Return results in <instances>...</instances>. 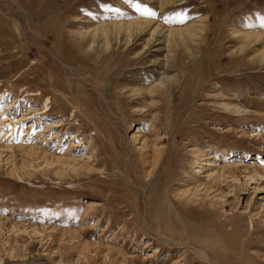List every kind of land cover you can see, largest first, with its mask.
<instances>
[{"label": "rangeland", "instance_id": "374dc122", "mask_svg": "<svg viewBox=\"0 0 264 264\" xmlns=\"http://www.w3.org/2000/svg\"><path fill=\"white\" fill-rule=\"evenodd\" d=\"M134 22L192 41L168 69L148 35L90 39ZM240 34L264 0H0V264H264L263 43Z\"/></svg>", "mask_w": 264, "mask_h": 264}, {"label": "bare ground", "instance_id": "6f19581e", "mask_svg": "<svg viewBox=\"0 0 264 264\" xmlns=\"http://www.w3.org/2000/svg\"><path fill=\"white\" fill-rule=\"evenodd\" d=\"M152 26H153L152 22L120 23V24H113V25H106V26L97 27L93 30L94 33L92 32L89 35L93 36L90 38L92 40L93 44H98L102 40L108 41L109 43L111 41H118L119 40L121 42H124L126 47L133 46L134 43L136 44V43L142 41L144 36L148 35L149 37L144 42L145 50L147 49L149 51L163 52V53L165 50H168V54L166 56V61L164 60V65H165V68L171 69L174 65L173 60L175 58V56H174V52H175L174 51V48H175L174 44L175 43L174 42H176L177 39L181 42V44H183L184 41L186 43L187 42L186 39L192 41L193 35L191 34V32L189 30H170V31L164 32L161 28H157L156 30L151 32ZM239 38L242 40V42L244 44L242 46L241 50L247 49V50L251 51V50H254L256 46L260 45V43H263V49L261 52L262 56H255V58L256 59L259 58V59H261V61H264V34H259V35L240 34ZM90 39H88V40H90ZM108 45L109 44H107V46ZM160 63H161V61H160ZM72 68H68V69L73 70ZM175 79L176 78L163 79L161 81V83L156 85L154 88L150 89L148 92H144L141 90H132L131 94H136V97L140 96V98L143 96L145 97L146 95L154 96L157 93L159 94L160 91L165 90L168 86H170V84H172ZM162 93H164V92H162ZM46 107H47V104H46ZM221 108H224V110L225 109L226 110H232L233 109V108H229L228 106H224ZM237 112H238V110H237ZM1 147L2 146H0V158L3 156V154H5L7 152H9V153L14 152V149L12 147H11L12 149H8V148L3 149ZM25 153L27 155H29L30 157H32L34 161H37L39 159L41 161H43V160L47 161L49 159L46 154H43V153H41V152H39L33 148H27ZM56 161L62 162L60 159H57ZM77 161L78 160L73 159V161H69L70 162L69 164H76ZM21 166L24 168V164H22ZM8 174L11 176H14L16 174L19 175L20 173L17 169H13ZM86 246H88V245H86ZM202 254L204 256H206L205 251H202ZM205 260H206V258H205ZM30 263L33 264L34 261L29 260L27 262H24L23 264H30Z\"/></svg>", "mask_w": 264, "mask_h": 264}]
</instances>
